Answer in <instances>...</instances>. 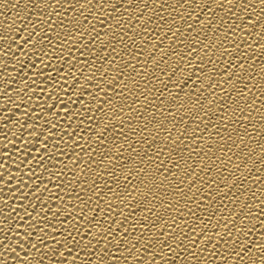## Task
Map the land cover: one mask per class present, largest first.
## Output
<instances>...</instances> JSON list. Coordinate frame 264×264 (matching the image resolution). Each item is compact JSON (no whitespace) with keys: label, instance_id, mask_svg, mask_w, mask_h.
I'll list each match as a JSON object with an SVG mask.
<instances>
[{"label":"snow or ice","instance_id":"obj_1","mask_svg":"<svg viewBox=\"0 0 264 264\" xmlns=\"http://www.w3.org/2000/svg\"><path fill=\"white\" fill-rule=\"evenodd\" d=\"M31 4L0 32V135L11 120L39 142L40 183L26 194L0 171V194L20 193L0 207V264H264V0Z\"/></svg>","mask_w":264,"mask_h":264},{"label":"bare ground","instance_id":"obj_2","mask_svg":"<svg viewBox=\"0 0 264 264\" xmlns=\"http://www.w3.org/2000/svg\"><path fill=\"white\" fill-rule=\"evenodd\" d=\"M16 0H11L12 4H15ZM29 11V12H28ZM39 11L38 9L35 8L34 5L31 4V0H20V5L16 8V7H8L7 5L0 7V32H3L5 35H7L9 32H14L15 28L17 27H24L25 21L24 18L26 16L31 15V13L37 12ZM157 11H159V9H157ZM33 19H35V16H32ZM125 23H127V21H125ZM78 55V53H77ZM56 61H53V63H55ZM11 64V61L9 62ZM257 64V70L259 71L260 67L262 65H264V60H257L256 61ZM12 69L9 67L8 71H11ZM259 79V77H258ZM16 85H13L12 90L14 91ZM13 95H15V93H13ZM62 95V93H61ZM15 97L13 96L11 99H14ZM36 97H33V101L35 102ZM260 101L264 102V95L260 96ZM3 101H0V103H2ZM48 104L52 103V101H47ZM7 107V105H6ZM74 107L72 105H70V108ZM82 107V106H81ZM58 110V109H57ZM21 111H23V109H21ZM37 111L39 112L40 109L38 108ZM264 111V110H262ZM145 114L147 115V112H145ZM0 115H3V110H0ZM46 118H51L53 120H55V116L51 115L46 116ZM16 119L19 121H23L24 117L21 116L19 113L16 116ZM261 113H254L253 114V120L252 122L256 123V127L260 129L261 131V135H260V142L264 143V128H261ZM41 123H43V121H41ZM58 124L63 125L64 121H57ZM245 123H250L249 121H245ZM135 126V124H134ZM169 127H171V124L168 125ZM0 127H2V122H0ZM149 127H151V125H149ZM10 129V131H9ZM3 131L8 133V140H5L3 135H0V162L4 163V168L0 169V171L5 172V179L9 178V174H11V176L15 177V179H13V183H12V188H16L17 185H20V181L21 179H23L28 187H24L23 185H20V191L24 192V193H30L31 188L34 186V184L36 183H40V181L33 179H29V172L28 169L29 167H31L32 165H34L36 163L35 160H32L30 157H27L26 152L30 150V145H28L29 141H32L33 144H36V146L39 147V142L34 141L32 139V137H29L27 134V131H25L23 137L20 136V133L18 131V126L17 124L13 123L11 120L8 122V125L6 128H3ZM71 131V130H69ZM240 131H243V129H240ZM60 135L59 131L57 133L56 137H53L54 140H57L62 147H66L63 144V141H59L58 140V136ZM233 136L236 135L235 132L232 133ZM253 135H255V133H253ZM109 139H111V137H109ZM247 140V137L245 138ZM13 144H15V147H13ZM251 146L253 148H256V143L255 141L252 142ZM5 148L7 149V151L5 152ZM52 151H55L54 148L51 149ZM246 150L244 148V146H241L240 151H244ZM264 150H261L259 148H256V155L259 156L261 154V152ZM219 154V153H218ZM38 155V153L36 154ZM255 158L254 154L250 153L249 154V158H246L242 163L239 161H236L235 157H233V162L234 163H240V170H243L244 164L249 163V167L252 166V161L251 159ZM63 159H67V157H63ZM26 161V162H25ZM49 164L54 163V161H49ZM257 163H259L257 161ZM259 166V165H258ZM62 167L61 165H57V169ZM260 167H264V166H260ZM57 169H52V171H57ZM36 174L38 176L41 177L42 180H44L45 182H47L48 180V173H45L43 171V168H36L35 169ZM249 175H256V173L253 171L252 173H250ZM261 175V180L264 181V171H262L260 173ZM53 179H56V177H53ZM239 183V181H238ZM249 183L251 184V181H249ZM4 184L0 183V188H4ZM52 185L49 184V188H51ZM79 186H77L78 188ZM257 187L259 188V196L261 198H264V182L260 183L259 185H257ZM20 193L19 192H13V191H9L7 188H5V191L0 194V207L3 206V203L5 200H7L8 202V208H11L13 206V197H19ZM65 200H68L69 203H78L77 201H75V199H69L67 195L63 194ZM47 197L48 194H45V200L47 201ZM227 202V201H226ZM37 203V201L35 200L34 196L29 195L28 200L24 201V207H28L30 209L31 204H35ZM20 204V200L16 199V205ZM24 207L20 208V215L14 217L13 219H11L9 221V223L13 226V227H17L19 226V229L21 232L23 231H28V229L26 227H24L22 224L18 225V221L20 219V216L24 215ZM55 210V209H54ZM15 215V214H14ZM63 218V217H62ZM39 235V233L37 234ZM29 255L31 257H33V264H34V260L35 257L38 256V253H35V251H31L29 253ZM186 255V253H181V256ZM20 256H23V252L20 253ZM169 256H171V253H169ZM71 257H69L68 260V264H70L71 262ZM211 259V258H210ZM5 264H18V261L12 259L11 256H8L5 258ZM44 264H53V262L51 260L45 259ZM77 264H79V261L77 262ZM177 264H182L181 261H178ZM204 264H207V261L204 262ZM231 264V262H230Z\"/></svg>","mask_w":264,"mask_h":264}]
</instances>
